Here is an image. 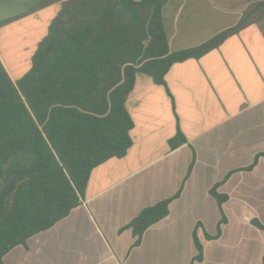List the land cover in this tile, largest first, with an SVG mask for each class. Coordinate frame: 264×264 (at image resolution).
<instances>
[{"label":"crops","instance_id":"obj_1","mask_svg":"<svg viewBox=\"0 0 264 264\" xmlns=\"http://www.w3.org/2000/svg\"><path fill=\"white\" fill-rule=\"evenodd\" d=\"M40 1L0 0V23L11 20L0 32L31 28L20 55L1 47V61L31 68L61 9L33 10ZM259 1L169 0L162 14L170 49L208 42ZM127 108L134 121L127 154L96 167L80 206L3 264H263L256 223L264 226V21L175 64L165 86L139 74ZM180 135L185 141L174 148ZM163 202L166 217L136 235L133 221Z\"/></svg>","mask_w":264,"mask_h":264},{"label":"trees","instance_id":"obj_2","mask_svg":"<svg viewBox=\"0 0 264 264\" xmlns=\"http://www.w3.org/2000/svg\"><path fill=\"white\" fill-rule=\"evenodd\" d=\"M168 1L41 0L33 10L61 9L29 71L14 81L0 60V264L80 206L96 167L127 154L134 128L127 101L139 74L165 86L175 64L264 21L263 0L208 42L174 52L162 14ZM184 141L180 135L172 146ZM168 204L143 210L131 225L136 235L163 220Z\"/></svg>","mask_w":264,"mask_h":264},{"label":"rangeland","instance_id":"obj_3","mask_svg":"<svg viewBox=\"0 0 264 264\" xmlns=\"http://www.w3.org/2000/svg\"><path fill=\"white\" fill-rule=\"evenodd\" d=\"M31 28L28 24H22L17 28H9V30H3L0 32V48L11 53L12 56H18L22 52V47L26 45V38ZM38 34H34V37H42V33L35 29ZM7 71L12 76V79L18 80L28 70V63L30 61H2Z\"/></svg>","mask_w":264,"mask_h":264}]
</instances>
